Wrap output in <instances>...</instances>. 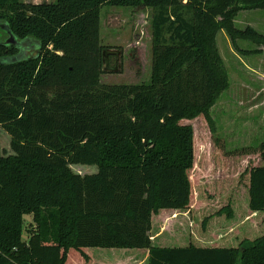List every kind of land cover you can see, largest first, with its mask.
I'll list each match as a JSON object with an SVG mask.
<instances>
[{
  "label": "trees",
  "instance_id": "obj_1",
  "mask_svg": "<svg viewBox=\"0 0 264 264\" xmlns=\"http://www.w3.org/2000/svg\"><path fill=\"white\" fill-rule=\"evenodd\" d=\"M104 6L155 10L149 82L104 81ZM248 9L264 0H0V27L41 45L35 59L0 62V126L13 151L0 150V264H264V142L227 154L221 145L233 165L228 191L220 186L214 199L196 200L190 175L197 124L220 144L209 111L230 77L218 31L264 46L263 33L235 25ZM17 53L0 45V59ZM244 176L239 204L231 192L223 202ZM234 206L246 212L244 237L227 247L217 218H233ZM28 213L35 228L24 241ZM188 233L195 243L168 245ZM92 247L114 249L115 261Z\"/></svg>",
  "mask_w": 264,
  "mask_h": 264
},
{
  "label": "rangeland",
  "instance_id": "obj_2",
  "mask_svg": "<svg viewBox=\"0 0 264 264\" xmlns=\"http://www.w3.org/2000/svg\"><path fill=\"white\" fill-rule=\"evenodd\" d=\"M21 1L42 3L55 0ZM154 12L155 10L151 7H102L101 43L104 49L110 48L121 51L120 71L117 73L106 71V76L103 77L104 81L113 83L150 81ZM234 22L236 27L240 29L253 27L264 34V9L242 10L236 15ZM0 34L5 39L8 37L7 32L2 27H0ZM216 43L229 73L230 87L218 97L209 111L215 122V134L220 144H217L207 125L197 124L199 130L195 140L197 162L190 175L193 181L194 198L196 200L201 198L204 201L211 200L210 198L214 199V191L220 186H223L224 193L229 188L230 177L228 174L233 163L227 159L224 164V156L220 157V151H224L221 149L223 143L225 144L224 149H226L224 153L227 154L226 152L257 147L264 142V46L242 39H238L234 43L224 29L218 31ZM115 57V55L110 56V66L116 65ZM0 150L6 155L13 154L11 136L1 126ZM218 162L222 164H218ZM69 167L73 173L81 175L98 171L96 165L71 164ZM245 179L244 176L241 182ZM244 185L243 182V186L237 189V184H235L233 190H229L226 195L221 196L223 202L227 200L231 192L229 197L232 198L234 204H239L238 202L242 198L241 193L246 191ZM209 204L211 205V203ZM210 205L205 209L206 213L216 209V207L210 208ZM239 211L236 209L233 218H228L226 214L217 218L222 220V224L218 225L221 227L220 231L231 234L230 238L224 242V246H237L244 237L237 232L242 231L240 217L244 218L246 212L242 207ZM217 219H212L209 223L214 224ZM233 227L235 228L234 232L230 233V229ZM34 228L33 214L28 213L24 217V241L29 240ZM197 230L198 234H202V229L199 226ZM190 242L195 243L194 238L188 233L187 240L173 239L168 242V245L181 246ZM85 250L92 256L104 254L102 255L104 258L100 259L106 263L115 261V257L110 255L114 249L92 247ZM77 258V252L71 250L70 259L74 262Z\"/></svg>",
  "mask_w": 264,
  "mask_h": 264
},
{
  "label": "water",
  "instance_id": "obj_3",
  "mask_svg": "<svg viewBox=\"0 0 264 264\" xmlns=\"http://www.w3.org/2000/svg\"><path fill=\"white\" fill-rule=\"evenodd\" d=\"M2 29H4L8 37L6 39H2V36L0 34V45L3 46H15L18 49V53L10 56L0 59V62L2 63H10V62H18L23 60H32L39 56L40 52V42H38L34 38H25V39H19L9 28L8 25L2 24ZM111 55L116 56V65L110 66L109 65V59ZM121 51L116 49H110L105 48L103 51V60H104V66L106 71H110L113 73H117L121 69Z\"/></svg>",
  "mask_w": 264,
  "mask_h": 264
},
{
  "label": "flooded vegetation",
  "instance_id": "obj_4",
  "mask_svg": "<svg viewBox=\"0 0 264 264\" xmlns=\"http://www.w3.org/2000/svg\"><path fill=\"white\" fill-rule=\"evenodd\" d=\"M1 36H2V35H1ZM2 39H5V38L2 37ZM115 64H116V57H115Z\"/></svg>",
  "mask_w": 264,
  "mask_h": 264
}]
</instances>
